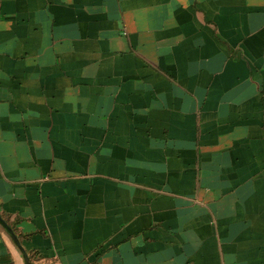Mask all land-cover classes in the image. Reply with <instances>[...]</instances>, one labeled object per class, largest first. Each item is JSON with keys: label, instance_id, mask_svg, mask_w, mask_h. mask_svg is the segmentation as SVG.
Wrapping results in <instances>:
<instances>
[{"label": "crops", "instance_id": "0c3cea01", "mask_svg": "<svg viewBox=\"0 0 264 264\" xmlns=\"http://www.w3.org/2000/svg\"><path fill=\"white\" fill-rule=\"evenodd\" d=\"M0 264H264V0H0Z\"/></svg>", "mask_w": 264, "mask_h": 264}, {"label": "water", "instance_id": "95a60500", "mask_svg": "<svg viewBox=\"0 0 264 264\" xmlns=\"http://www.w3.org/2000/svg\"><path fill=\"white\" fill-rule=\"evenodd\" d=\"M0 224L2 226H4V228L9 232V234L12 236V238L14 239L15 243L20 247V243L17 239V236L15 235L14 231L12 230V228L7 224V222L3 219V217L0 215ZM26 259H27V263L26 264H29V259L28 257L26 256Z\"/></svg>", "mask_w": 264, "mask_h": 264}]
</instances>
